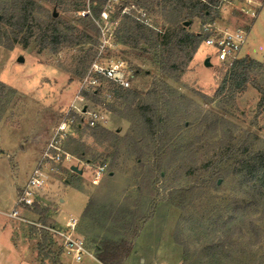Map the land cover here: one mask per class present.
<instances>
[{
	"label": "rangeland",
	"instance_id": "1",
	"mask_svg": "<svg viewBox=\"0 0 264 264\" xmlns=\"http://www.w3.org/2000/svg\"><path fill=\"white\" fill-rule=\"evenodd\" d=\"M36 1L49 13L55 10L60 23L72 24L97 39L96 31L85 27L81 20L83 16L80 11L86 8L87 0H80L85 4L79 10L73 7V2L76 0H70L68 8L53 6L45 0ZM157 1H151L148 20H157L158 27L165 30L167 25L160 18ZM216 7L217 15L210 23L212 28L244 29L246 42L241 49L240 58L246 56L242 54L246 51L253 58L262 60L264 58V0H252L250 3L246 0H220ZM45 16L44 13L39 14L41 21L45 20ZM207 22V18H195L186 26L189 31L199 32L202 30V25ZM75 49L76 47L62 48L55 53L49 46L41 48L36 43H31L26 48L20 43H15L11 49L0 45V81L15 90L0 120V183L2 186L10 182V177L18 191L25 184L36 159L40 157L56 125L72 102H75L81 111L88 107L92 112L99 113L101 118L98 119L97 124L121 136L129 130V122L106 108L105 104L114 101L108 100L103 92L98 96L102 102L99 104H91L90 100L82 95H80L82 99L75 98L81 78L66 70V67L71 66L70 55ZM153 55L154 52L144 45L133 48L119 44L112 56L123 59L131 71H135V66L143 70L134 72V76L130 79V87L140 93L144 94L154 79L164 80L182 94L184 103L193 102L202 110L213 111L238 128L252 132L264 140V111L257 105L260 94L250 83L243 90L235 92L232 104H218L219 101L228 98V86L218 97H215L214 93L229 67L216 61L210 47L201 43L185 72L176 81L168 79L157 70L153 63ZM207 56L211 62L209 66L204 64ZM19 57L23 60L19 61ZM250 76L261 83L264 82V73H251ZM193 108L190 106V110ZM194 118L195 112L190 115V126L182 129L179 138L182 144L195 141L196 134L193 127L197 121L193 120ZM85 130L84 127L81 130L73 129L63 141V150L72 155V158L64 160L59 165L58 171L51 173L47 185L37 197L39 204L49 209L52 224L61 226L55 219L59 205L57 198L61 193L63 194L62 189L65 186H71L73 188L69 189L68 197L64 196L65 203L62 204L59 212L63 218L67 214L77 216L85 207L86 199L80 191L89 196L87 215H96L100 220L103 219L102 210H107L112 205L126 203L134 210L149 213L150 204L156 203L153 217L143 225L136 239L137 246L143 247L147 252L159 249L161 255H169L172 249L176 251L175 260L181 262L183 259L181 249L173 243L174 229L179 224L182 237L189 243L191 250L195 252L194 258L200 264H215L216 258L221 260L222 264H237L240 261L246 264H264V211L261 213V209L253 212L254 218L262 216L255 221L257 233L244 228V234L233 235L230 238L233 243L226 249H229L230 253L225 251V248L210 249L208 247L210 244H215L217 238L221 237L220 230H215L216 225L211 219L226 218L228 206L244 199V195L237 189L236 182L218 178L217 188H212L203 197L196 199L193 206L186 211H181L167 205L164 201L170 187L188 185L185 177L182 174L178 175L176 166L166 173L165 178L149 179L151 184L147 187L144 181H148V172L137 163L134 155L128 154L125 147L116 151V148L110 144L98 143ZM208 140V136H204L201 142L203 153L201 158L205 160L212 154L208 146V142L211 141ZM79 143L84 144L85 157L83 158L74 153V150L80 147ZM87 158H91L92 161L88 163ZM103 162L107 163L106 170L98 183H92L93 167ZM73 164L82 168L83 174L74 175L69 168ZM143 178L145 180L142 182ZM20 214L31 222L38 219L35 213L24 209L20 210ZM91 221L90 216L83 219L79 216L77 222V231L88 246L93 243L96 235H103L99 227ZM23 223L25 224L23 228H26V240L23 241L29 245L28 252L32 260L34 259L33 261L38 264H51L49 259L41 261L37 255V242L41 240V234L37 233L29 237L28 227L31 223ZM18 230L20 233L23 231L21 227ZM47 240L51 242L50 248L54 252H59L61 249L59 240L50 233ZM59 261L60 264H66L62 249ZM27 263L29 264L23 259L19 263L16 262V264Z\"/></svg>",
	"mask_w": 264,
	"mask_h": 264
},
{
	"label": "trees",
	"instance_id": "2",
	"mask_svg": "<svg viewBox=\"0 0 264 264\" xmlns=\"http://www.w3.org/2000/svg\"><path fill=\"white\" fill-rule=\"evenodd\" d=\"M56 7L68 8L70 0H45ZM104 0H90L94 14L99 12V6ZM138 7L145 10L147 18L150 14L152 0H134ZM220 0H158L157 6L160 18L167 25L165 30L158 27L157 20H148L136 12L118 15L116 41L120 45L136 48L140 45L154 52L153 63L157 70L168 79L178 80L185 72L193 54L201 44L204 33L189 31L186 21L195 18H207L211 23L217 15V5ZM85 2L76 0L73 7L79 10ZM45 14L41 21L39 14ZM85 27L96 28L88 16L82 17ZM20 43L26 48L36 43L41 48L49 46L53 52L62 48L76 49L70 55L69 72L82 78L92 61L97 39L76 26L59 22V19L49 13L36 0H0V45L11 49L13 44ZM87 44V46H85ZM143 71L135 66L134 72ZM251 73H264V58L257 60L243 56L236 60L223 75L214 95L218 97L228 86V98L218 104H232L234 94L243 90L250 83L260 94L258 107L264 111V82L251 78ZM15 90L0 81V120L5 111L10 96ZM109 93L113 103L105 104L106 108L129 122V130L120 136L117 132L105 126L93 127L81 121L72 125V130L86 128L88 134L98 143L114 146L116 151L125 147L128 154L134 155L137 163L145 168L147 187L152 177L165 178L166 173L177 167L178 175L185 177L187 186H172L166 194L165 203L186 211L193 206L194 201L217 188L218 178L230 179L237 184L238 191L244 199L228 206V216L224 219H211L220 230V236L215 244L208 247L225 248L233 243V235L244 234V228L257 233V219L253 212L264 211V140L258 135L238 128L232 122L210 110H202L199 105L184 103L182 94L164 80H153L148 90L142 94L135 88H122L108 80H103V86L83 90L81 95L94 103H102L101 93ZM190 106L194 108L190 110ZM195 112V141L182 144L179 140L182 129L189 127L190 115ZM189 125V126H188ZM264 130V125H263ZM208 136V146L212 154L206 160L203 156L202 138ZM74 150L79 157H85L84 144ZM152 160V161H151ZM87 161H92L87 158ZM151 161V162H150ZM73 172V171H72ZM77 175L76 172H73ZM144 184V183H143ZM163 204V203H161ZM156 203L150 204L149 213L130 208L126 203L110 206L102 210V220L96 215H90L91 222L97 225L103 235H96L93 242L95 257L102 264H124L133 248V241L140 234L143 225L154 215ZM38 216L35 223L28 227L29 237L41 234L37 242V255L41 261L49 259L51 264H60L59 252H54L48 241V230L44 226H55L49 216V209L35 202L32 207L22 208ZM89 203L82 213V218L88 214ZM51 235V234H50ZM173 241L181 249L183 259L180 264H200L194 258L195 252L182 237L180 225L177 224L173 233ZM48 241V242H47ZM217 263L222 264L217 259ZM237 264H246L243 261Z\"/></svg>",
	"mask_w": 264,
	"mask_h": 264
},
{
	"label": "built area",
	"instance_id": "3",
	"mask_svg": "<svg viewBox=\"0 0 264 264\" xmlns=\"http://www.w3.org/2000/svg\"><path fill=\"white\" fill-rule=\"evenodd\" d=\"M246 1L250 3L252 0ZM133 12L144 18L145 22L148 21L145 10L138 7L134 0H104L100 4L97 14L92 12L90 0H87V6L80 11V14L88 16L93 22L97 33V45L95 55L84 76L80 79L75 98L82 99L80 95L83 90L88 91L103 86V80L111 81L122 88L130 87L132 71L123 59L114 58L112 55L119 46L116 41L118 15L132 14ZM201 31L204 33L201 43L213 50L217 62L230 67L240 58L241 49L246 42L244 29L220 30L212 28L210 23H205L202 25ZM207 57L209 58V56ZM103 95L110 100L109 93H103ZM90 103L95 104L93 101ZM99 118H101L99 113L92 112L88 107L81 111L75 102L71 103L44 146L39 160L30 172L25 184L17 192L15 205L7 212L10 218L42 226L27 220L20 214V210L25 207H32L35 202H39L37 199L39 192L47 185L51 173L58 171L59 165L64 160L72 158V155L62 148L63 141L72 130V125L81 121V125L84 123L93 127L100 125L97 124ZM106 167L107 163L105 162L93 167L92 183H98ZM44 228L59 240L61 249L69 254L74 261L80 262L85 256L91 255L85 240L75 232V218L69 217L61 226H44Z\"/></svg>",
	"mask_w": 264,
	"mask_h": 264
},
{
	"label": "crops",
	"instance_id": "4",
	"mask_svg": "<svg viewBox=\"0 0 264 264\" xmlns=\"http://www.w3.org/2000/svg\"><path fill=\"white\" fill-rule=\"evenodd\" d=\"M242 54L243 55H249L246 51H244ZM249 56L252 57L251 55H249ZM124 121H126V120L124 119ZM126 122H128V121H126ZM119 135L121 136V134H119ZM38 158L35 161V165L37 164V161L39 160ZM30 159L32 160L33 158H30ZM87 162L90 163V161H87ZM35 165H34V167H35ZM73 165H75V164H73ZM73 165H71V166H73ZM71 166H69V168ZM80 169H81V173H77L79 175L83 174V169L82 168H80ZM30 172H29V174H30ZM29 174H28V176H29ZM28 176H27V178H28ZM21 185H23V184H21ZM70 188H73V187L65 186V188L62 189L63 194L61 193V195L58 196V198H57L59 201V205L57 208L58 210L56 211V214H55V217H56L55 219L58 221V223H60L61 225H64L69 217L75 218L76 219V230H75V232L78 236L82 237V235L80 233H78V231H77V225H78L77 222L79 221V216H80V218H82L81 215H82L84 209L86 208V206L88 204V200H89L88 195H86L85 193L80 191L86 199V204H85V207L83 208V210L81 211V213L79 215L76 216L73 214H67V216L65 218H63L59 215V212L61 210V206H62V204L65 203L64 196H66V197L69 196V189ZM17 192H18V190L13 183L12 177H10V182H7L6 186H2V184L0 183V264H16V262L19 263L20 260H22V259L27 260V262H29V264H30V262L32 264H38L36 261L34 262L33 261L34 259L32 260V258L29 255L28 243L23 241L26 238V234H25L26 228H23L24 227L23 226L24 221H20V220H17L15 218H10L7 215V212L10 211L13 208V206L15 205ZM89 216L87 215L86 217H89ZM17 224H19L18 227H16ZM20 227L23 229V231H21V233L18 230ZM136 239L137 238H135L133 241L132 251H131L130 255L125 259L124 264H180L179 261L175 260L176 251H173L172 249H170L169 255L168 254H162L161 255V253L159 252V249H156L153 252H147L146 249H144L143 247L137 246ZM173 243H174V241H173ZM86 246H87L88 250L90 251L91 255L85 256L82 259V261H80V262L74 261L73 258L69 254H67L65 251H63L64 261H66V264H102L95 257L94 248L96 246V243L93 242V243H91L90 246H88L86 244Z\"/></svg>",
	"mask_w": 264,
	"mask_h": 264
},
{
	"label": "water",
	"instance_id": "5",
	"mask_svg": "<svg viewBox=\"0 0 264 264\" xmlns=\"http://www.w3.org/2000/svg\"><path fill=\"white\" fill-rule=\"evenodd\" d=\"M53 15H54V16H57V12H56L55 10H53ZM188 23H190V22H189V21H186V22H185V25H187ZM18 60H19V61H22L23 58H22V57H19ZM204 64H205L206 66H209V65L211 64L210 59H209L208 57H206V58L204 59ZM70 170L73 171V172H76V173H81V169L78 168V166H76V165L71 166V167H70Z\"/></svg>",
	"mask_w": 264,
	"mask_h": 264
}]
</instances>
